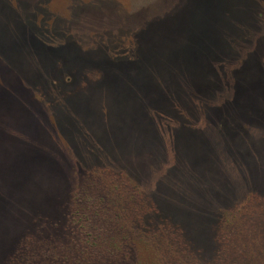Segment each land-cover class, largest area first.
<instances>
[{
  "label": "rangeland",
  "instance_id": "1",
  "mask_svg": "<svg viewBox=\"0 0 264 264\" xmlns=\"http://www.w3.org/2000/svg\"><path fill=\"white\" fill-rule=\"evenodd\" d=\"M88 173L264 237V0H0V262Z\"/></svg>",
  "mask_w": 264,
  "mask_h": 264
},
{
  "label": "trees",
  "instance_id": "2",
  "mask_svg": "<svg viewBox=\"0 0 264 264\" xmlns=\"http://www.w3.org/2000/svg\"><path fill=\"white\" fill-rule=\"evenodd\" d=\"M124 176L106 179L103 175L86 174L79 188L81 194L74 191L70 195L71 204L64 209L69 221H56L55 215L52 216L55 211H51L47 223L50 229L45 232L40 227L33 228L43 224L41 221H33L0 264L264 262V237L258 231L252 232L247 222L248 213H252L250 217L257 214L251 208L241 206L226 213L212 228L207 225V236L212 242L211 250L207 251L202 243L207 242L206 237L191 239L184 231L183 220L146 203L133 181L129 183L130 178ZM250 245L254 246L252 253L248 251Z\"/></svg>",
  "mask_w": 264,
  "mask_h": 264
}]
</instances>
